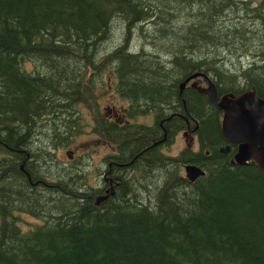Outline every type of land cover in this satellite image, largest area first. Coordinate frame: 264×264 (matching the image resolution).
Masks as SVG:
<instances>
[{
    "label": "trees",
    "instance_id": "obj_1",
    "mask_svg": "<svg viewBox=\"0 0 264 264\" xmlns=\"http://www.w3.org/2000/svg\"><path fill=\"white\" fill-rule=\"evenodd\" d=\"M194 72L218 95L264 100V0H0V264H264V175L231 165L234 146L218 153V112L177 91ZM98 84L135 125L153 115L152 140L170 112L196 119L203 175L189 183L175 163L188 153L164 159L153 145L150 163L129 167L143 140L127 145L130 127L103 119L99 100L92 132L126 134L115 145L124 167L50 174L55 151L84 149L80 106ZM22 214L35 221L27 231Z\"/></svg>",
    "mask_w": 264,
    "mask_h": 264
},
{
    "label": "water",
    "instance_id": "obj_2",
    "mask_svg": "<svg viewBox=\"0 0 264 264\" xmlns=\"http://www.w3.org/2000/svg\"><path fill=\"white\" fill-rule=\"evenodd\" d=\"M196 77H202L205 83V87L198 88V91L205 94L215 108L221 111L219 122L221 137L229 145L236 146L230 164L245 166L253 163L264 175V100L256 96L253 90L238 95L224 94L218 97L214 84L199 72L184 79L179 84V89ZM230 150L226 145L218 149V152L228 153ZM184 172L189 182L203 175L196 166H186ZM104 199L105 197L96 198L95 203Z\"/></svg>",
    "mask_w": 264,
    "mask_h": 264
},
{
    "label": "rangeland",
    "instance_id": "obj_3",
    "mask_svg": "<svg viewBox=\"0 0 264 264\" xmlns=\"http://www.w3.org/2000/svg\"><path fill=\"white\" fill-rule=\"evenodd\" d=\"M116 27H117V24L115 22H112L111 35L118 37V33L116 32ZM220 57L225 58V62L227 63L225 68H228L230 70H235L238 67V63L232 56L221 55ZM251 61L252 60L250 59V57H248L246 59H241L239 64L242 67H246L247 65L251 63ZM201 85L203 86V84ZM93 89H94V93L91 91L87 97V102L91 107L85 108L82 105L80 106V109L83 112V117L81 118V120L86 125L82 127V131L79 135L78 141L80 142V146H84L83 147L84 149H78V150L73 151L70 154L71 155L70 158H68L69 155L67 156L63 149H59L58 151H55L54 154L51 155V157L49 158L53 162L49 164L51 168V170L49 171L50 174L61 172L60 168L62 166L67 167V166L78 165L80 161L86 162V166L82 170L83 172L85 171L89 172L90 170L95 171L97 169L101 171L103 169V163H102L103 154L105 152L109 153L110 148L115 147V145H118L119 139H113L112 141H109L108 149H104V143L108 141L109 137L104 133H99V132L93 133L92 132L93 131L92 126H95L97 128V121H99V119L95 116V113H94V107H93L94 100H99V103L104 105L110 102L113 98L112 91L105 85L98 84ZM94 96L96 97V99L94 98ZM137 121H141L144 124L149 123V125L152 126L153 116L149 115V117H147L145 113L143 115H140L137 118ZM190 126H191V123H190ZM182 132H184V129L180 131L178 135V139L170 140L166 142L165 144H162L158 147L157 152L159 155H161L162 158L176 159V158H179L181 154L184 152L188 153V157H192L191 156L192 154L196 156L203 154V152L197 149L195 142L192 145L190 144V146H186V141L184 140L183 137H181ZM158 135H160V133H158ZM42 147L49 149L47 145L42 146ZM174 159H171V160L174 161ZM175 163H177V165L180 167L182 166V163L180 161H177ZM190 165L198 166V162L194 161ZM181 174L182 176L184 175L183 173ZM47 176L48 175L43 174L42 178L46 180L47 185H53L51 181L49 180V178H47ZM96 180L93 181L91 185L94 186L96 184ZM38 190L46 192V188L39 187ZM34 222H35L34 219L27 216L26 214H22L20 216L19 227L22 231H27L29 229V226L33 224Z\"/></svg>",
    "mask_w": 264,
    "mask_h": 264
},
{
    "label": "flooded vegetation",
    "instance_id": "obj_4",
    "mask_svg": "<svg viewBox=\"0 0 264 264\" xmlns=\"http://www.w3.org/2000/svg\"><path fill=\"white\" fill-rule=\"evenodd\" d=\"M188 76H186L185 78H187ZM200 79H198L196 82H194V80H191L190 83L192 84V82H194V84L191 85L190 83H188L182 89H179L180 82H178L177 83L178 94L182 95L183 91L190 90V91L196 93L197 95L205 97L206 103H203V104L206 107L208 105H211L218 112V123H219L220 115H221L220 111L215 108V106L209 101V99L207 98V96L205 94L198 91V88L202 89L205 86V84H204V86L201 85L203 83ZM210 79H211V77H210ZM217 96L219 97L218 94H217ZM200 104H201V106H203L202 103H200ZM98 108H97V110H98ZM99 114L102 116L103 119L107 120L109 123L115 124L117 128H120L123 126L130 127L129 134H128V135H130V137H128L129 141L127 142V145L130 142L134 143V140H136V139L137 140H143V144H144L143 149L141 151L137 152V154L131 158L130 162L128 163L129 167H132L136 163L140 164L141 162H145V161H146V163H150L151 159H149V154H150L149 148H151V147H149V146L153 145L154 148L157 150L160 145L165 144L166 142H168L170 140L178 139V135H179L180 131L183 129H184V132L181 133V137H183L184 140L186 141V146H190V144L192 145L195 142L196 146L198 147L199 139H198V136L196 135L197 130H198V121L196 119L190 117L189 115L183 116L181 114L170 112L169 116H166V117H164L158 121V123H157L158 130H156L154 132V135H153V136H155V140H152L150 138L151 134H150L149 123H146V124L143 123V126L135 125L134 123H132V120L128 116L127 110L125 108H123L121 105H118V103L115 101L114 98H112V100L110 102H108L107 104H104V105L100 104ZM163 114H166V113H163ZM149 115H152V114L146 113L147 117H149ZM167 115H168V111H167ZM184 115H186L185 111H184ZM173 119H174L173 124H175V126H173V124H172V125H170L169 129L167 127H165L166 122L171 121ZM190 123H191V126H190ZM134 127H142L143 130L141 132H143V133L142 134L135 133ZM96 129H100V126H98ZM99 133H101V132H99ZM158 133H160V135H158ZM133 135L136 136V138ZM125 136H126V134L121 135V136H118L117 134L110 136L108 138V141H106L104 143V149H108L109 141H112L114 138L119 139L118 144L125 142L126 141V140H124ZM226 145H228V144H226ZM197 149H199V147ZM234 149H235V147H234ZM121 154H122V152H119L117 147H112V148H110L109 153L105 152L103 154L102 160L106 161L109 167H112L113 169L118 170L119 168L124 167V164H123L124 159L120 157ZM220 154H226V153H220ZM201 155H203V157L207 158L210 156V153L208 151H204L203 154H201ZM191 156L192 157L187 160L190 163L182 164L181 170H183L186 167L184 165H190L194 161H197L196 159H194L195 157H197L196 155L192 154ZM136 158H139V159H136ZM135 159L138 161H135ZM169 159L171 160L174 158H169ZM106 180L111 182V180L109 178H107ZM103 191H105V189H103Z\"/></svg>",
    "mask_w": 264,
    "mask_h": 264
},
{
    "label": "bare ground",
    "instance_id": "obj_5",
    "mask_svg": "<svg viewBox=\"0 0 264 264\" xmlns=\"http://www.w3.org/2000/svg\"><path fill=\"white\" fill-rule=\"evenodd\" d=\"M88 76V75H87ZM90 100V99H89ZM22 225V224H21Z\"/></svg>",
    "mask_w": 264,
    "mask_h": 264
}]
</instances>
